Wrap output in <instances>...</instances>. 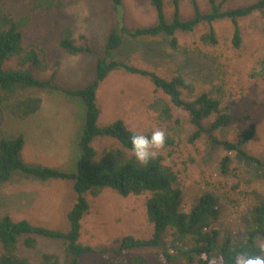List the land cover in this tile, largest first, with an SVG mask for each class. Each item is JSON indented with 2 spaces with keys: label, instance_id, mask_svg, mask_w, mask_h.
<instances>
[{
  "label": "rangeland",
  "instance_id": "rangeland-1",
  "mask_svg": "<svg viewBox=\"0 0 264 264\" xmlns=\"http://www.w3.org/2000/svg\"><path fill=\"white\" fill-rule=\"evenodd\" d=\"M257 0H227L222 10H230L255 3ZM40 0H0V10L15 19H25L24 46L42 50L52 66L59 63L55 85L79 89L94 79L96 57L103 55L106 38L120 18L109 0H64L60 10H45L38 6ZM123 24L135 29L151 26L156 16L149 0H122ZM180 16L189 19L192 8L189 0H179ZM200 10H209L208 0H197ZM216 4L220 0H215ZM165 15L172 14L170 0L164 1ZM241 44H232L233 25L223 20L213 24L217 44L208 46L200 37L205 26L190 35H177V45L171 48L164 39H147L124 42L114 58L157 76L170 80L181 76L191 83L196 93H206L228 108L230 120L214 136L221 141L236 143L238 136L254 125L255 135L244 148L245 152L260 162L261 172L255 166L247 167L230 155L229 168L221 172L223 156L220 147L207 136L189 143L194 128L183 125L176 134L168 123H162L151 104L159 96L151 82L139 76L113 73L105 79L96 93L100 108L98 124L106 126L121 121L128 130L151 135L163 129L172 145L159 150L163 164L177 175V185L182 191L181 208L190 213L198 197L211 192L218 198L221 211L218 226L223 235L233 240L242 239L248 231L247 221L253 209L264 202V19L259 13L238 22ZM69 28L73 36L87 38L96 57H72L58 48L63 29ZM47 79L48 74L38 75ZM25 93H17L21 98ZM42 99L41 109L26 120L4 115L2 131L7 136L21 135L25 139L21 157L29 166L59 168L74 171L79 158L77 138L83 121V108L78 100L60 93L32 92ZM178 118L185 120L184 114ZM106 143L96 144L101 150ZM149 194L121 197L112 190H104L97 197L87 196L89 211L80 223L79 242L95 249H113L126 236L148 240L153 227L147 220L146 200ZM76 195L65 182H40L30 177L14 175L9 182L0 184V219L8 216L14 221L27 220L54 230L66 228V215L73 207ZM169 239V235H165ZM264 250V237L257 240ZM180 245V252L187 250ZM19 254L39 264L44 253L64 254L60 243L40 240L35 250H27L20 243ZM162 247L145 248L131 256L141 255L146 264H159L155 254ZM112 257V255H107ZM105 256L90 254L80 264H105ZM175 264H188L179 257Z\"/></svg>",
  "mask_w": 264,
  "mask_h": 264
},
{
  "label": "trees",
  "instance_id": "trees-1",
  "mask_svg": "<svg viewBox=\"0 0 264 264\" xmlns=\"http://www.w3.org/2000/svg\"><path fill=\"white\" fill-rule=\"evenodd\" d=\"M64 0H40L38 6L45 10H60ZM120 18L117 25L109 32L103 55L96 53L84 36L75 38L69 28L63 29L58 48L65 54L77 57H96L93 68L94 79L79 89L58 87L54 81L59 63L50 66L45 53L36 47L24 46V30L27 20L15 19L0 10V184L10 181L15 175L30 177L40 182L58 181L71 185L76 200L66 215V228L54 230L33 224L27 220L14 221L8 216L0 219V264H34L19 254L21 243L27 250H35L40 240L60 243L64 254L44 253L39 264H80V260L90 254L105 256V264H146L141 255L131 256L145 248L162 247L160 254H155L159 264H175L182 257L188 264H235L238 254L250 253L264 255V250L257 245V240L264 237V202L255 207L247 221L248 231L240 240H233L223 235L218 226L221 211L218 198L214 193L201 194L190 213L181 208L182 191L177 185V175L163 159L156 156L146 166L139 165L129 151V139L132 132L121 121L100 126L98 119L100 108L96 102L99 85L111 74L139 76L148 79L158 93L150 105L162 123H168L176 134L183 125L194 128L189 143L199 140L203 135L210 142L221 148V172L225 173L233 154L239 163L260 170V162L249 156L244 148L255 135L254 125L238 136L236 143L221 141L214 134L230 120L228 108L222 107L218 99L206 93H196L194 86L181 76L170 80L155 73L133 66L114 58L124 39L141 41L164 39L171 48L177 45V35H190L201 26L206 27L200 37L203 44L214 46L217 36L213 24L227 20L233 25L232 44L237 49L241 44L238 22L259 13L264 19V0H257L251 5L222 10L227 0L209 1V10L202 12L197 0H189L192 16L182 19L179 0H170L172 14L167 19L164 9L165 0H149L156 16L153 25L130 29L122 21V0H109ZM48 74L47 79L38 77ZM32 92L62 93L72 100H78L83 108V121L77 148L79 158L74 171L59 168L29 166L24 163L21 152L25 139L21 135L7 136L2 131L4 115L17 120H26L35 115L42 106V99ZM17 93H25L17 98ZM181 113L185 120L177 117ZM150 136V135H148ZM106 143L101 150L95 145ZM166 145L172 141L166 139ZM104 190H112L119 196H140L149 194L145 206L147 220L153 227V234L148 240L126 236L117 240L113 249H95L83 246L80 242V223L89 211L87 196L97 197ZM169 239H165V235ZM187 245V250L180 252V245ZM112 255L108 257L107 255Z\"/></svg>",
  "mask_w": 264,
  "mask_h": 264
},
{
  "label": "clouds",
  "instance_id": "clouds-1",
  "mask_svg": "<svg viewBox=\"0 0 264 264\" xmlns=\"http://www.w3.org/2000/svg\"><path fill=\"white\" fill-rule=\"evenodd\" d=\"M167 133L163 129L152 131L151 135L133 134L129 139L132 158L141 166H146L153 160L159 150L165 146ZM235 264H264V255L241 253L235 259Z\"/></svg>",
  "mask_w": 264,
  "mask_h": 264
}]
</instances>
